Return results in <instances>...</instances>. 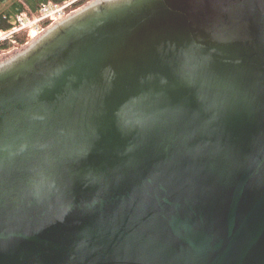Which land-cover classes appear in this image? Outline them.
<instances>
[{
  "label": "water",
  "instance_id": "95a60500",
  "mask_svg": "<svg viewBox=\"0 0 264 264\" xmlns=\"http://www.w3.org/2000/svg\"><path fill=\"white\" fill-rule=\"evenodd\" d=\"M0 264H264V0H98L1 54Z\"/></svg>",
  "mask_w": 264,
  "mask_h": 264
},
{
  "label": "trees",
  "instance_id": "16d2710c",
  "mask_svg": "<svg viewBox=\"0 0 264 264\" xmlns=\"http://www.w3.org/2000/svg\"><path fill=\"white\" fill-rule=\"evenodd\" d=\"M75 0H0V38L9 35L11 32L20 28L21 21L35 20L41 16L44 6H64ZM92 0H78L66 8V16L72 15L74 12L88 5ZM54 22L45 20L41 23V30L50 28ZM35 32V31H34ZM33 28H27L10 35L8 45L3 46L4 42H0L1 47H5L3 51H12L23 49L33 40Z\"/></svg>",
  "mask_w": 264,
  "mask_h": 264
},
{
  "label": "built area",
  "instance_id": "2783aa9c",
  "mask_svg": "<svg viewBox=\"0 0 264 264\" xmlns=\"http://www.w3.org/2000/svg\"><path fill=\"white\" fill-rule=\"evenodd\" d=\"M76 1H78V0H75L74 2H76ZM74 2L66 4V5L61 6V7L44 6L42 8L41 16L39 18H37L35 20L21 21L20 28L11 32L9 35L4 36L3 38L0 39V41L9 40L11 34L18 32V31H21V30H24V29H27V28H31V27H33V26L37 25L38 23L43 22L45 20H49V19L54 20L57 17H59V18L62 17L63 15H65L66 8L69 7L71 4H73Z\"/></svg>",
  "mask_w": 264,
  "mask_h": 264
},
{
  "label": "rangeland",
  "instance_id": "374dc122",
  "mask_svg": "<svg viewBox=\"0 0 264 264\" xmlns=\"http://www.w3.org/2000/svg\"><path fill=\"white\" fill-rule=\"evenodd\" d=\"M96 1H98V0H92L88 5H86V6H84L82 9H80V10H78L77 12H74L72 15H70V16H62V17H57L56 19H54V20H51V19H49L50 21H52V22H54V24L50 27V28H48V29H46V30H44V31H40L41 30V23L42 22H40V23H38L37 25H35V26H33V27H31V28H33V40L30 42V44L29 45H32L37 39H39L43 34H45L46 32H48L49 30H51L56 24H58L60 21H62V20H65V19H68V18H70V17H72V16H74L76 13H79V12H81L83 9H86L88 6H91L93 3H95ZM69 4V3H68ZM2 7V5H0V8ZM35 31V32H34ZM1 33V32H0ZM4 37V36H3ZM3 37H1V38H3ZM0 38V39H1ZM8 40H4L3 42H4V44H3V46H5V45H8V42H7ZM1 42V41H0ZM5 47H7V46H5ZM5 47H1L0 46V55L1 54H3V53H9V52H11V51H3L4 50V48ZM13 51V50H12Z\"/></svg>",
  "mask_w": 264,
  "mask_h": 264
},
{
  "label": "flooded vegetation",
  "instance_id": "af4514ba",
  "mask_svg": "<svg viewBox=\"0 0 264 264\" xmlns=\"http://www.w3.org/2000/svg\"><path fill=\"white\" fill-rule=\"evenodd\" d=\"M29 49V48H28Z\"/></svg>",
  "mask_w": 264,
  "mask_h": 264
}]
</instances>
